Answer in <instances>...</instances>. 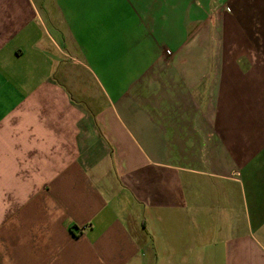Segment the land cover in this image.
<instances>
[{
    "label": "crops",
    "instance_id": "crops-1",
    "mask_svg": "<svg viewBox=\"0 0 264 264\" xmlns=\"http://www.w3.org/2000/svg\"><path fill=\"white\" fill-rule=\"evenodd\" d=\"M216 1L172 79L121 73L168 0H0V264H264V0Z\"/></svg>",
    "mask_w": 264,
    "mask_h": 264
},
{
    "label": "rangeland",
    "instance_id": "rangeland-1",
    "mask_svg": "<svg viewBox=\"0 0 264 264\" xmlns=\"http://www.w3.org/2000/svg\"><path fill=\"white\" fill-rule=\"evenodd\" d=\"M206 0H168V6L164 7L169 9L168 19L164 21L162 19L161 13L157 12L155 20L152 21L148 19L147 16L136 15L134 17L126 16V19H131L129 22L126 21L128 26L135 28L134 36V52L135 59L132 61V64H123L122 65V75L133 76L135 73L138 75L140 73H145L147 69L152 67L149 71L153 73L154 77L157 78H172L177 79L179 74L180 65L176 62L174 65H171L170 68L166 64L165 58H158L155 55V52H161L165 41H163V36H166V39L169 36L168 29L171 28L173 33H177L182 30L189 35V42H193L199 38L200 29H205V31L212 30V34L217 33L216 23L218 19H221L222 14H229L231 16V9L226 8V6L218 3L216 0L211 2H205ZM190 2V3H188ZM204 2V3H203ZM174 3V12L171 10V7ZM190 6V8H189ZM233 8V7H232ZM226 12V13H223ZM171 15V16H170ZM170 16V17H169ZM167 24L166 27L164 25ZM161 28L166 30L162 32ZM180 28V29H179ZM203 31V30H202ZM166 34V35H164ZM211 44L212 39L210 40ZM167 58H169L170 51L166 52ZM156 58L155 63H151L152 58ZM178 58L176 57V61ZM89 87V86H88ZM87 101L91 103L92 98H87ZM98 105H103V113L107 114L109 112L110 101L107 99V96L101 97L98 100Z\"/></svg>",
    "mask_w": 264,
    "mask_h": 264
},
{
    "label": "built area",
    "instance_id": "built-area-1",
    "mask_svg": "<svg viewBox=\"0 0 264 264\" xmlns=\"http://www.w3.org/2000/svg\"><path fill=\"white\" fill-rule=\"evenodd\" d=\"M87 228H88V226H84L82 229H83V230H86Z\"/></svg>",
    "mask_w": 264,
    "mask_h": 264
}]
</instances>
